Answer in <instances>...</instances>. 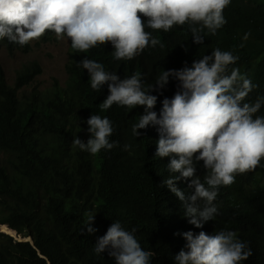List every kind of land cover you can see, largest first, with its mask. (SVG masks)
<instances>
[{
    "label": "trees",
    "instance_id": "1",
    "mask_svg": "<svg viewBox=\"0 0 264 264\" xmlns=\"http://www.w3.org/2000/svg\"><path fill=\"white\" fill-rule=\"evenodd\" d=\"M223 15L227 23L215 35L205 29L203 44L193 42L189 23L168 32L146 26L160 44L146 47L132 60L115 59L110 42L84 52L70 48L66 87L54 83L48 91L27 89L42 72L39 63L26 64L14 85L6 81L0 63V223L34 239V245L16 242L0 232V264H116L107 251H93L97 238L116 220L126 230L135 228L141 246L155 253L150 264H175V255L187 250L184 232L211 235L220 229L236 231L248 243L252 255L241 264H264V159L254 171L237 174L232 185L220 187L215 201L220 214L196 228L185 216V202L163 185L171 157L161 164L153 153L157 141L152 131L139 137L132 132L142 106L102 109L107 84L94 91L87 69L78 66L88 58L120 79L139 75L145 80L146 74L147 87L162 70L190 67L219 48L239 57L230 69L239 68L256 85L244 101L254 103L264 97V0H230ZM55 35L46 30L39 39L49 41ZM3 46L9 51L21 48L7 38L0 39V51ZM177 91L178 81L170 77L164 89L150 93L158 97V111ZM94 114L111 121L110 142L119 144L97 156L72 143L76 137L87 142L90 137L83 133ZM255 116H264V105ZM125 144L131 145L127 151ZM196 174L203 182V161ZM189 182H176L186 197L193 191ZM90 215H95L93 234L87 232Z\"/></svg>",
    "mask_w": 264,
    "mask_h": 264
},
{
    "label": "clouds",
    "instance_id": "2",
    "mask_svg": "<svg viewBox=\"0 0 264 264\" xmlns=\"http://www.w3.org/2000/svg\"><path fill=\"white\" fill-rule=\"evenodd\" d=\"M229 4L230 0H0V39L24 46L50 30L57 39L69 38L71 48L79 52L110 42L115 59L132 60L146 47L160 44L145 31L146 26L168 32L174 25L189 23L193 42L203 44L205 29L215 35L227 23L223 11ZM138 13L147 17L146 23ZM238 59L216 48L190 67L162 70L155 83L147 87L146 74L145 80L139 75L120 79L88 58L78 63L87 69L94 91L107 84L109 95L100 104L102 109L113 104L142 106L132 132L139 137L152 131L157 141L153 153L161 158V164L171 157L167 165L170 175L163 185L185 202V216L196 228H203L220 214L215 203L220 187L232 185L237 174L254 171L264 159V116L254 118L264 105V97H257L254 103L244 102L256 85L239 68L230 69ZM170 77L178 81V91L171 99L165 98L158 111V97L150 93L164 89ZM5 79L8 82L6 75ZM15 81L8 83L14 85ZM87 124L83 137L90 138L85 143L76 137L74 146L95 156L101 155L102 149L119 146L110 142L114 129L107 117L91 115ZM130 147L125 144L123 150ZM200 161L206 170L203 182L196 174ZM181 179L190 181L188 187L193 189L187 197L176 187ZM94 221L95 215H90L86 223L89 234L97 231L91 226ZM0 232L16 242L34 245L31 234L18 232L6 223H0ZM135 233V228L126 230L116 220L97 238L93 251L96 255L107 251L116 264H150L155 253L145 250ZM182 235L187 250L175 255V264H241L252 255L236 231L220 229L211 235L187 231Z\"/></svg>",
    "mask_w": 264,
    "mask_h": 264
},
{
    "label": "rangeland",
    "instance_id": "3",
    "mask_svg": "<svg viewBox=\"0 0 264 264\" xmlns=\"http://www.w3.org/2000/svg\"><path fill=\"white\" fill-rule=\"evenodd\" d=\"M26 45L13 51L2 47L0 52V62L4 68L6 78L9 83H13L17 73L24 65L33 62L39 63L42 72L30 85L28 91L39 88L41 91H48L54 83L65 86L68 79L67 63L69 61V51L71 48L70 39L66 36L63 39L43 41L33 40Z\"/></svg>",
    "mask_w": 264,
    "mask_h": 264
},
{
    "label": "bare ground",
    "instance_id": "4",
    "mask_svg": "<svg viewBox=\"0 0 264 264\" xmlns=\"http://www.w3.org/2000/svg\"><path fill=\"white\" fill-rule=\"evenodd\" d=\"M2 228H3L4 230H6L7 227H6V226H2Z\"/></svg>",
    "mask_w": 264,
    "mask_h": 264
}]
</instances>
